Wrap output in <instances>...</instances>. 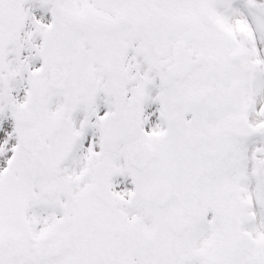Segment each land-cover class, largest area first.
Wrapping results in <instances>:
<instances>
[{
  "label": "snow or ice",
  "instance_id": "1",
  "mask_svg": "<svg viewBox=\"0 0 264 264\" xmlns=\"http://www.w3.org/2000/svg\"><path fill=\"white\" fill-rule=\"evenodd\" d=\"M0 264H264V0H0Z\"/></svg>",
  "mask_w": 264,
  "mask_h": 264
}]
</instances>
